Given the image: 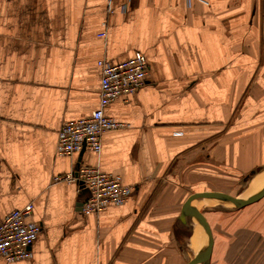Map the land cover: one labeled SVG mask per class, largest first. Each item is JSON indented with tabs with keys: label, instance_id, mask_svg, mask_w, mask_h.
Masks as SVG:
<instances>
[{
	"label": "crops",
	"instance_id": "0c3cea01",
	"mask_svg": "<svg viewBox=\"0 0 264 264\" xmlns=\"http://www.w3.org/2000/svg\"><path fill=\"white\" fill-rule=\"evenodd\" d=\"M134 52L145 85L104 110L125 127L99 153L58 156L61 124L98 107L97 62ZM79 165L119 176L127 201L83 215L87 190L53 180ZM258 174L264 0H0V216L31 204L40 226L29 260L0 264H187L207 238L179 220L185 200ZM217 205H189L211 233L208 264H264V195Z\"/></svg>",
	"mask_w": 264,
	"mask_h": 264
},
{
	"label": "built area",
	"instance_id": "2783aa9c",
	"mask_svg": "<svg viewBox=\"0 0 264 264\" xmlns=\"http://www.w3.org/2000/svg\"><path fill=\"white\" fill-rule=\"evenodd\" d=\"M97 65L101 70L98 107L87 117L61 124L55 148L58 156L81 150L99 153L102 134L125 127V124L106 116L105 108L118 98L126 100L146 83L148 66L140 52H134L129 59L120 63L100 60ZM53 180L72 183L87 190L88 197L80 206V212L85 216L99 214L110 206L123 205L132 191L121 182L119 176L85 165H79ZM31 211L32 205L26 204L21 209L0 216V258L5 262L31 258V246L40 232V226L29 220Z\"/></svg>",
	"mask_w": 264,
	"mask_h": 264
},
{
	"label": "water",
	"instance_id": "95a60500",
	"mask_svg": "<svg viewBox=\"0 0 264 264\" xmlns=\"http://www.w3.org/2000/svg\"><path fill=\"white\" fill-rule=\"evenodd\" d=\"M263 195H264V180H263L262 187L255 194H253L250 197L244 198V199L239 198V197L215 194V193L194 194V195L189 196L181 207V211L179 214V220L182 223H185L187 218L191 219L195 223V225L198 226V228H200L201 231L205 234L207 238V247L197 258L193 259L187 264H208L210 254H211V249H212V237H211L209 227L199 215L190 211L189 205L191 202L197 199H208V200H212L217 203L230 205L235 208H243L259 200Z\"/></svg>",
	"mask_w": 264,
	"mask_h": 264
},
{
	"label": "rangeland",
	"instance_id": "374dc122",
	"mask_svg": "<svg viewBox=\"0 0 264 264\" xmlns=\"http://www.w3.org/2000/svg\"><path fill=\"white\" fill-rule=\"evenodd\" d=\"M259 175V174H258ZM256 176L255 175L249 183L246 184H239L236 185L234 188H232V192L231 193H223L221 195H227V196H235V197H242L243 195L248 194L250 191L253 190V187H255V182H256ZM243 185V186H242ZM220 205H217V208H227L226 206H230V205H222L221 203H218ZM225 206V207H224ZM232 208H234L233 206H230Z\"/></svg>",
	"mask_w": 264,
	"mask_h": 264
},
{
	"label": "bare ground",
	"instance_id": "6f19581e",
	"mask_svg": "<svg viewBox=\"0 0 264 264\" xmlns=\"http://www.w3.org/2000/svg\"><path fill=\"white\" fill-rule=\"evenodd\" d=\"M256 182H255V187H253V190L252 191H250L248 194H246V195H243L242 197H239V198H242V199H244V198H247V197H250V196H252L253 194H255L261 187H262V185H263V177L259 174V175H257L256 176ZM212 206V205H211ZM202 237V236H201Z\"/></svg>",
	"mask_w": 264,
	"mask_h": 264
}]
</instances>
